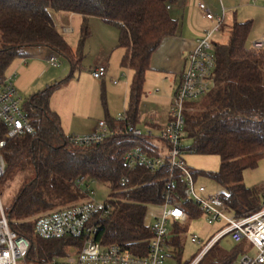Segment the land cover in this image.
<instances>
[{"label":"trees","instance_id":"16d2710c","mask_svg":"<svg viewBox=\"0 0 264 264\" xmlns=\"http://www.w3.org/2000/svg\"><path fill=\"white\" fill-rule=\"evenodd\" d=\"M178 1L0 0V76L34 47L48 48L71 66L65 79L33 94L22 105L36 134L13 139L3 149L7 168L0 184L29 172L5 208L10 228L30 241L29 264H48L55 256L67 257L73 246L81 248L83 241L78 238L45 240L35 234L39 217L86 200L77 180L108 185L112 198L118 200L112 214L100 222L96 240L104 247L117 245L136 257L148 254L152 237L146 224L148 208L165 202L171 170L152 172L141 165L131 169L125 157L137 147L150 156H161L165 145L149 137L120 135L100 145L76 147L65 134L61 117L51 108V99L81 72L92 34L90 20L99 18L119 30V47L125 50L122 66L132 72L124 120L109 115L106 121L113 128L137 127L151 58L163 40L179 29L178 20L168 9ZM56 13L82 17L77 50L58 29ZM252 28V21L236 23L228 44H214L215 85L198 110L186 114L184 137V141L193 140L192 152L220 157L219 171L203 174L225 189L221 197L237 216L256 213L264 206V188L244 183V172L264 159V50L248 48ZM6 132L7 127L0 123V141ZM192 174L197 180L198 173ZM174 178L173 197L186 210L188 221L202 216L199 207L185 197L183 175L175 171ZM169 243L176 247L174 258L181 261L180 240L173 238ZM238 245L233 253L220 250L214 259H207L214 245L199 264H234L249 247L247 241Z\"/></svg>","mask_w":264,"mask_h":264},{"label":"built area","instance_id":"2783aa9c","mask_svg":"<svg viewBox=\"0 0 264 264\" xmlns=\"http://www.w3.org/2000/svg\"><path fill=\"white\" fill-rule=\"evenodd\" d=\"M168 9L170 10L171 7ZM200 9L214 27L196 39L195 47L188 54L181 83L172 98L169 121L158 135L151 129L143 131L132 125L125 128L120 126L113 128L105 120L100 121L91 133L69 137L70 143L80 148L100 145L120 135L149 137L165 145L161 156H150L142 147H137L125 157L131 169L141 165L152 172L167 167L171 170L166 186V199L163 205L159 206L161 213L147 225L152 235L148 254L144 257H136L126 253L117 245L104 247L96 240L100 222L112 214L118 200L111 198L104 203L99 202L96 193L85 182L77 180V187L85 194L86 200L72 208L53 211L39 217L35 222V234L45 240L78 238L83 241V244L74 254L65 258L55 256L48 264H165L167 249L170 246V226L188 222L186 210L173 197V190L176 187L175 171H179L184 177L185 197L192 200L203 216L211 222L225 224V229L200 252L191 264H199L214 244L226 235H230L235 243L247 241L251 245L250 251L243 255L240 264H264V206L256 213L235 215L233 210L225 204L221 194L205 196L206 189L197 187V180L184 159L186 153L184 104L188 100H196L207 95L214 88L216 56L213 37L220 31L225 16L223 13L222 17H216L207 11L204 5H201ZM62 30L64 34L72 33L69 27H63ZM252 50H264V38L253 42ZM48 63L54 67L59 65L55 55L48 59ZM107 73L105 66H98L92 70V76L97 80L106 78ZM16 79V72L0 76V123L7 127L5 138L0 141V180L4 177L7 168L3 154L7 143L25 135L36 134L29 115L22 107L23 99L16 88ZM117 83L114 81V84ZM118 120H124V115ZM125 181L128 182L127 179ZM191 242L197 244L200 240L194 235ZM30 247L31 244L27 238L18 235L10 228L0 191V264H29L27 256ZM253 252H255L254 256Z\"/></svg>","mask_w":264,"mask_h":264},{"label":"rangeland","instance_id":"374dc122","mask_svg":"<svg viewBox=\"0 0 264 264\" xmlns=\"http://www.w3.org/2000/svg\"><path fill=\"white\" fill-rule=\"evenodd\" d=\"M253 1L254 0H191L190 8L192 16L202 22V26H200L198 30H202L203 32L210 28L212 29L214 25H209L204 22L205 15L200 9L201 5H204L206 10L213 13L216 17H222L224 9L227 16L226 23H228L229 20L234 21L235 19L239 20V22L253 21L254 25L248 39V48L252 49L253 42L264 38V0H258L259 4L257 7L253 6ZM181 15L182 12L179 16ZM178 18L179 20H182L180 17ZM54 19L60 32L63 33V27H69L72 29L71 34L63 33V36L70 46L74 50H77L81 35L82 17L77 14L56 13L54 14ZM96 21H98L100 25L102 24L100 20ZM90 28L92 31V21L90 22ZM228 36L229 33L227 29L226 31L216 33L213 38L217 42L225 43L228 40ZM94 43H97L95 45L96 47L93 46ZM92 46L93 49L91 48ZM98 47H100V44L97 40L87 43L85 48L86 58L82 64L80 74L68 85L58 89L51 99V107L61 117L63 129L68 136L84 135L83 132L88 131L100 121H105L107 116L110 115L111 117L119 118L124 114V110L127 109L129 98H125V83L129 80L131 71L122 66L125 50L116 45L115 50L117 52L112 59L113 62L111 64L109 63L111 68H117L114 77L119 80L120 83L114 85L108 81V83L103 86L102 81L94 79L91 72V69L97 65V58H99L104 52V49ZM27 52L34 56V58H29L30 56L28 57L29 59L26 57L27 60H25V58H17L7 71V74L12 72L18 74L15 85L23 99V104L33 94L45 89L47 86L62 81L71 72V66L68 60L53 53L52 54L56 56L59 65L58 68L50 67L47 63V57L52 54L49 53L48 48L34 47L29 48ZM42 58H45L43 70L46 69L42 75H39L40 73L37 71L38 66L25 71V73H22V68L17 66L20 62L40 60ZM36 65L40 64L37 63ZM145 92L142 100L143 119L140 124V128L143 131H146V124L150 121L149 116L151 110H156L157 107H159L154 106V98H152L153 96L147 95L146 88ZM162 92L157 97L162 98ZM78 97L80 99H85L86 97L88 101L79 100L74 103V100ZM205 97L206 95L196 100L186 101L184 104L185 113L196 112L202 102L205 101ZM161 104L162 103L160 102V106L163 105ZM170 107L166 104L162 108L159 107V109H163V113L167 114L170 112ZM184 145L187 149L184 155L187 167L191 172L198 173L196 181L197 187H204L206 189V197L225 192V189L216 181L203 174L218 172L221 166L220 157L215 155H200L191 152L190 149L193 147V140L190 138L185 139ZM28 176L29 172H26L22 174V176L15 178L13 181L4 182L3 185L0 184L2 202L5 208L9 207L13 198L21 188L25 178ZM244 183L248 187L262 186L264 188V159L261 160L255 168H250L244 172ZM86 185L96 193L99 202L104 203L112 198V190L110 186L95 182H89L86 183ZM154 207H149V210L155 209ZM224 229L225 224L211 222L203 215L197 219H190L187 223H179L178 227L171 225L169 228V239L173 240V238H177L180 240L183 255L181 261L175 259L174 254L176 247L174 244H170L169 249H167V259L165 264L191 263ZM194 235L199 238L200 243L194 244L191 242V238ZM214 245L216 248L207 259H214L220 250L227 253H233L239 248L238 243H235L230 235H226ZM73 247L74 249H68L67 253L69 255L77 252L78 248L75 246ZM250 248L251 247L249 246L247 250H250ZM252 255L254 256L255 252H253ZM242 258L243 255H239L234 264H240Z\"/></svg>","mask_w":264,"mask_h":264},{"label":"crops","instance_id":"0c3cea01","mask_svg":"<svg viewBox=\"0 0 264 264\" xmlns=\"http://www.w3.org/2000/svg\"><path fill=\"white\" fill-rule=\"evenodd\" d=\"M258 4H259L258 0L253 1V6L257 7ZM190 5H191V0H179L171 8L170 10L171 16L174 19L178 20L179 29L176 35L167 37L163 40V42L161 43V45L159 46V48L157 49V51L153 54L151 58L150 69L148 70L146 74L144 94L146 93L145 92V88H146L147 95L153 96L152 98H154L153 102H155V105H154L155 107L159 106L162 108L166 104L167 106L169 105V107L171 106L172 98L176 90L179 88L182 75L186 69L187 56L195 47L196 39L200 37L201 35H203L204 33L202 30H198L199 27L202 26V22L198 21L196 18L192 16ZM181 12H182V15L179 16ZM223 13L225 14L224 21L221 25L219 32H223L228 29V33H229L228 40L225 43H220V42H217L213 38L214 44L215 43L228 44L231 38V31H232L233 26L236 23H245L243 21L239 22V20H236V19L234 21L229 20L228 23H226L227 16H226V12L224 9H223ZM178 17H180L182 20H179ZM96 20H100V22L103 25L102 24L100 25L98 21ZM204 20H205L204 21L205 23H208L209 25L210 24L213 25V23L209 22L206 18H204ZM91 21H92V31H93L91 32L93 34H91V37L87 41V43L94 42L95 40H97L99 41V44H100V47L98 48L104 49L103 54H101V56L97 58V65L94 68L98 66H105L107 68V71H108L107 77L100 80L102 81L103 86L106 83H108V81H110L112 84H114V81H117L118 83L114 85H118L120 81L114 77L116 74L117 68L115 67L111 68L110 64L113 62L112 59L117 52L115 50L116 45H118L119 47L120 32L115 26L108 25L99 18H95V17L91 18L90 22ZM253 25H254V22H253ZM87 43H86V46H87ZM96 44L97 43H94L93 46H95ZM93 46L91 47L92 49H93ZM49 53L51 52L49 51ZM51 56H53V54L48 56L47 59H49ZM28 57L34 58V56H32L31 54H29L27 58ZM42 59L20 62L19 64H17V66L22 68V73H25V71H28L32 68H36L38 66L37 71H39L40 73L39 75H42L44 71L46 70V69L43 70V64L45 63L44 61L45 58H42ZM25 60L27 59L25 58ZM36 62L39 63L40 65H36L37 64ZM50 67L58 68V66L54 67L51 65ZM94 68L91 69V72ZM17 78H18V74H17ZM131 78H132V72L130 74L129 80L125 83V93H126L125 98L126 99L129 98V86H130ZM161 92L163 93L162 98L157 97L158 95H160ZM79 100L88 101L86 97L85 99H82V98L80 99L78 97L74 100V103L78 102ZM160 102L163 104V105L161 104L162 106H160ZM159 107H157L156 110H153V111L151 110V114L149 116L150 121L147 122L146 124V130L151 129L156 135H158L160 131L166 126L170 118L169 112L167 114H164L163 109H159ZM113 118H116V117H113ZM142 119L143 118H142V104H141V120H140V123L137 125L139 129H141L140 124L142 122ZM96 126L97 125L95 124L91 129H89L86 132H83V134L91 133L92 131L95 130ZM155 141L159 142V145H163L161 141L157 139H155ZM150 207H154V206H150ZM154 208L155 209H150V210L148 208V213L146 216L147 225L150 224L155 219V217L161 213L160 207H154Z\"/></svg>","mask_w":264,"mask_h":264},{"label":"bare ground","instance_id":"6f19581e","mask_svg":"<svg viewBox=\"0 0 264 264\" xmlns=\"http://www.w3.org/2000/svg\"><path fill=\"white\" fill-rule=\"evenodd\" d=\"M249 246L251 247V245L249 244ZM251 249V248H250ZM248 251H250V250H247L245 253H247Z\"/></svg>","mask_w":264,"mask_h":264}]
</instances>
